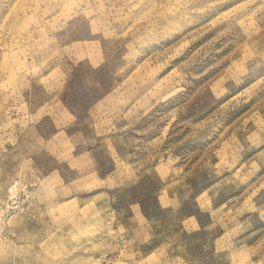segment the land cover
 Instances as JSON below:
<instances>
[{
    "label": "rangeland",
    "instance_id": "obj_1",
    "mask_svg": "<svg viewBox=\"0 0 264 264\" xmlns=\"http://www.w3.org/2000/svg\"><path fill=\"white\" fill-rule=\"evenodd\" d=\"M0 264H264V0H0Z\"/></svg>",
    "mask_w": 264,
    "mask_h": 264
}]
</instances>
